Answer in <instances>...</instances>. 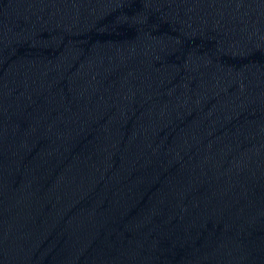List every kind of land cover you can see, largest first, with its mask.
Returning <instances> with one entry per match:
<instances>
[{
	"label": "water",
	"instance_id": "obj_1",
	"mask_svg": "<svg viewBox=\"0 0 264 264\" xmlns=\"http://www.w3.org/2000/svg\"><path fill=\"white\" fill-rule=\"evenodd\" d=\"M0 264H264V0H0Z\"/></svg>",
	"mask_w": 264,
	"mask_h": 264
}]
</instances>
